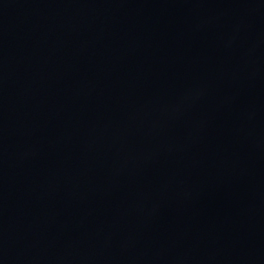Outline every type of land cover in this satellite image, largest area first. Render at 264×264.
Instances as JSON below:
<instances>
[{
	"label": "water",
	"instance_id": "95a60500",
	"mask_svg": "<svg viewBox=\"0 0 264 264\" xmlns=\"http://www.w3.org/2000/svg\"><path fill=\"white\" fill-rule=\"evenodd\" d=\"M0 264H264V0H0Z\"/></svg>",
	"mask_w": 264,
	"mask_h": 264
}]
</instances>
